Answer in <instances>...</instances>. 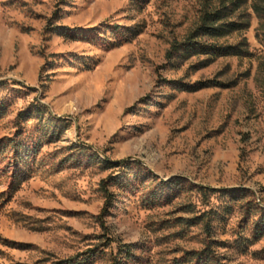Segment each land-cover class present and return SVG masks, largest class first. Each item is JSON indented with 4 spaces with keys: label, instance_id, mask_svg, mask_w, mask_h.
<instances>
[{
    "label": "rangeland",
    "instance_id": "1",
    "mask_svg": "<svg viewBox=\"0 0 264 264\" xmlns=\"http://www.w3.org/2000/svg\"><path fill=\"white\" fill-rule=\"evenodd\" d=\"M218 5L0 0V264H264V22L169 58Z\"/></svg>",
    "mask_w": 264,
    "mask_h": 264
},
{
    "label": "trees",
    "instance_id": "2",
    "mask_svg": "<svg viewBox=\"0 0 264 264\" xmlns=\"http://www.w3.org/2000/svg\"><path fill=\"white\" fill-rule=\"evenodd\" d=\"M251 10L260 23L264 22V0H253L248 5V0H219V5L203 12L197 29L189 34L184 42L174 44L169 52L172 59L179 52L191 56H206L209 61L223 57H249L251 54L246 49V44L223 46L218 42L224 40L234 33H239L250 28ZM262 26H260V29ZM200 89L207 84H198ZM105 193L106 205L113 200V194L107 186L102 184ZM201 219V218H200ZM128 254V252H127ZM69 264V262H68Z\"/></svg>",
    "mask_w": 264,
    "mask_h": 264
}]
</instances>
